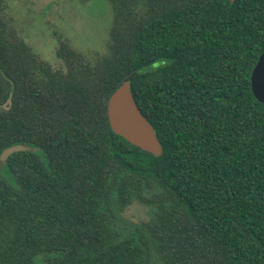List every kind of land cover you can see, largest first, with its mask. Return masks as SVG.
<instances>
[{
  "label": "trees",
  "instance_id": "1",
  "mask_svg": "<svg viewBox=\"0 0 264 264\" xmlns=\"http://www.w3.org/2000/svg\"><path fill=\"white\" fill-rule=\"evenodd\" d=\"M107 1L108 53L63 70L0 14V264H264V0ZM124 79L158 155L108 126Z\"/></svg>",
  "mask_w": 264,
  "mask_h": 264
},
{
  "label": "rangeland",
  "instance_id": "2",
  "mask_svg": "<svg viewBox=\"0 0 264 264\" xmlns=\"http://www.w3.org/2000/svg\"><path fill=\"white\" fill-rule=\"evenodd\" d=\"M139 10L143 8L137 2ZM0 14L15 34L50 69H64L57 51L73 52L93 63L108 53L112 12L107 0H0ZM14 145L0 154V167ZM130 223L147 220L146 205L132 202L121 211Z\"/></svg>",
  "mask_w": 264,
  "mask_h": 264
},
{
  "label": "water",
  "instance_id": "3",
  "mask_svg": "<svg viewBox=\"0 0 264 264\" xmlns=\"http://www.w3.org/2000/svg\"><path fill=\"white\" fill-rule=\"evenodd\" d=\"M249 83L253 97L264 105V48L251 68ZM105 114L113 134L144 152L160 153L161 147L153 127L135 105L128 79L122 80L109 94Z\"/></svg>",
  "mask_w": 264,
  "mask_h": 264
},
{
  "label": "clouds",
  "instance_id": "4",
  "mask_svg": "<svg viewBox=\"0 0 264 264\" xmlns=\"http://www.w3.org/2000/svg\"><path fill=\"white\" fill-rule=\"evenodd\" d=\"M163 63V62H162Z\"/></svg>",
  "mask_w": 264,
  "mask_h": 264
}]
</instances>
